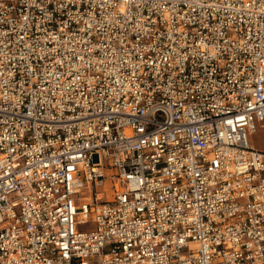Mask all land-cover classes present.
I'll return each mask as SVG.
<instances>
[{
    "label": "built area",
    "instance_id": "obj_1",
    "mask_svg": "<svg viewBox=\"0 0 264 264\" xmlns=\"http://www.w3.org/2000/svg\"><path fill=\"white\" fill-rule=\"evenodd\" d=\"M259 131L264 0H0V264H264Z\"/></svg>",
    "mask_w": 264,
    "mask_h": 264
},
{
    "label": "rangeland",
    "instance_id": "obj_2",
    "mask_svg": "<svg viewBox=\"0 0 264 264\" xmlns=\"http://www.w3.org/2000/svg\"><path fill=\"white\" fill-rule=\"evenodd\" d=\"M251 144L256 148V149H261L264 150V132L259 131L257 132L251 139H250ZM106 193H110L109 189L106 188ZM108 196V195H107ZM109 199V196H108Z\"/></svg>",
    "mask_w": 264,
    "mask_h": 264
},
{
    "label": "bare ground",
    "instance_id": "obj_3",
    "mask_svg": "<svg viewBox=\"0 0 264 264\" xmlns=\"http://www.w3.org/2000/svg\"><path fill=\"white\" fill-rule=\"evenodd\" d=\"M259 150H261V149H259Z\"/></svg>",
    "mask_w": 264,
    "mask_h": 264
}]
</instances>
